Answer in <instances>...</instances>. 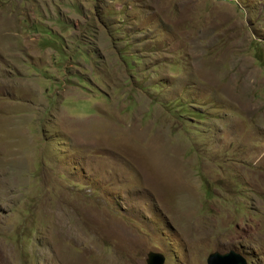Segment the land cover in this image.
<instances>
[{"label": "rangeland", "instance_id": "rangeland-1", "mask_svg": "<svg viewBox=\"0 0 264 264\" xmlns=\"http://www.w3.org/2000/svg\"><path fill=\"white\" fill-rule=\"evenodd\" d=\"M264 264V0H0V264Z\"/></svg>", "mask_w": 264, "mask_h": 264}, {"label": "water", "instance_id": "water-1", "mask_svg": "<svg viewBox=\"0 0 264 264\" xmlns=\"http://www.w3.org/2000/svg\"><path fill=\"white\" fill-rule=\"evenodd\" d=\"M147 264H163L164 255L159 252H149L146 259ZM206 264H248L246 258L234 249L226 252L213 251L208 254Z\"/></svg>", "mask_w": 264, "mask_h": 264}]
</instances>
